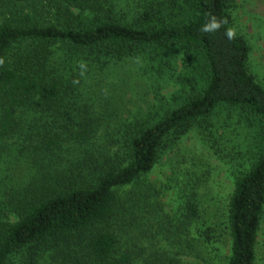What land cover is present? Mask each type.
Instances as JSON below:
<instances>
[{"label": "trees", "instance_id": "16d2710c", "mask_svg": "<svg viewBox=\"0 0 264 264\" xmlns=\"http://www.w3.org/2000/svg\"><path fill=\"white\" fill-rule=\"evenodd\" d=\"M233 8L234 0H0V264H181L167 252L142 256L130 231L145 200L123 193L195 129L211 133L223 159L212 132L222 108L259 134L240 153L249 167L228 206V264H256L264 86L250 71L249 42L232 29ZM138 56L158 75L182 58L184 104L160 117L119 115L104 80ZM193 164L182 173L183 199L194 197L189 220L207 181L197 172L204 160Z\"/></svg>", "mask_w": 264, "mask_h": 264}, {"label": "rangeland", "instance_id": "374dc122", "mask_svg": "<svg viewBox=\"0 0 264 264\" xmlns=\"http://www.w3.org/2000/svg\"><path fill=\"white\" fill-rule=\"evenodd\" d=\"M232 29L249 42L250 71L264 86V0H234ZM148 63L138 56L134 61L122 63L116 74L111 73L104 80L111 86L109 93L117 103V112L125 119H142V115L151 112L163 116L184 104L188 97L184 91L188 74L182 58L173 56L171 63L165 64L170 72L160 75L153 72ZM213 124L217 128L212 129L213 134L222 139L223 159L212 149L211 133L195 129L162 158L149 176L123 193L127 199H134L137 194L145 200L144 208H138L137 222L130 231L132 242L143 252V257L167 252L181 264H228L232 251L228 206L237 179L249 167V158L240 159V153L255 148L259 134L245 118L227 108L219 109ZM195 158L206 163L203 168L199 165L197 172L199 176L204 174L207 181L198 190L200 214L189 220L194 197L183 199L182 173L185 167L193 169ZM179 161L184 164H178ZM178 222L189 223L180 237L175 233L171 235ZM256 252V264H264V221Z\"/></svg>", "mask_w": 264, "mask_h": 264}, {"label": "clouds", "instance_id": "9594fccd", "mask_svg": "<svg viewBox=\"0 0 264 264\" xmlns=\"http://www.w3.org/2000/svg\"><path fill=\"white\" fill-rule=\"evenodd\" d=\"M212 27H217V25L213 24ZM205 30H207V28ZM228 34L229 36H231V32H229Z\"/></svg>", "mask_w": 264, "mask_h": 264}]
</instances>
